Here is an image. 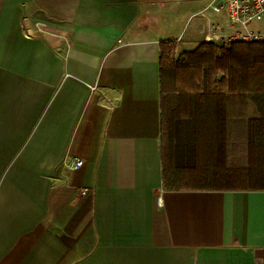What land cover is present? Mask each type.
Masks as SVG:
<instances>
[{"label": "crops", "instance_id": "1", "mask_svg": "<svg viewBox=\"0 0 264 264\" xmlns=\"http://www.w3.org/2000/svg\"><path fill=\"white\" fill-rule=\"evenodd\" d=\"M172 7L0 0V264H264V190L164 185Z\"/></svg>", "mask_w": 264, "mask_h": 264}, {"label": "trees", "instance_id": "2", "mask_svg": "<svg viewBox=\"0 0 264 264\" xmlns=\"http://www.w3.org/2000/svg\"><path fill=\"white\" fill-rule=\"evenodd\" d=\"M160 53L164 185L264 190V42L205 40L178 53L176 42L167 41ZM170 83L178 97L171 110L165 99ZM231 134L241 148L230 152ZM237 153L247 155L246 163L234 161Z\"/></svg>", "mask_w": 264, "mask_h": 264}, {"label": "built area", "instance_id": "3", "mask_svg": "<svg viewBox=\"0 0 264 264\" xmlns=\"http://www.w3.org/2000/svg\"><path fill=\"white\" fill-rule=\"evenodd\" d=\"M215 10H225L226 20L210 23L204 30V38L208 42L216 43H257L264 42V28H254V24L264 25V0H216ZM37 33L48 34L62 38L67 46H70L69 38L63 33L57 34L43 21L34 23ZM32 32L29 31V34ZM96 87H93L95 89ZM84 165L81 158L66 159L63 167L70 171H76ZM87 188L81 190L85 196ZM160 201V198H159Z\"/></svg>", "mask_w": 264, "mask_h": 264}, {"label": "rangeland", "instance_id": "4", "mask_svg": "<svg viewBox=\"0 0 264 264\" xmlns=\"http://www.w3.org/2000/svg\"><path fill=\"white\" fill-rule=\"evenodd\" d=\"M218 2V1H217ZM214 3L215 5L216 0H173V11H174V19L173 23L177 25L174 29L179 35L184 34L185 37L183 40L176 39L179 42L178 46V53H182L184 51H192L196 49L200 43H202V39H204V29L208 26V18L210 17V12H206L209 8V5ZM254 28H264L263 24H254ZM194 33L198 37L194 38L192 41L189 40L191 34ZM169 89L166 93V102L168 108L171 110L174 108L178 103V97L174 93V85L170 83V86H167ZM185 125L181 127L183 137L188 135V132L185 131ZM189 135L184 138L187 140ZM246 139L245 137L243 138ZM236 138L231 134L228 139L227 148L231 152V150L240 149L239 142L234 143ZM247 151V150H246ZM242 153H237L236 155H240L241 157H235V162L246 163L247 155H241ZM239 158V160H238Z\"/></svg>", "mask_w": 264, "mask_h": 264}]
</instances>
